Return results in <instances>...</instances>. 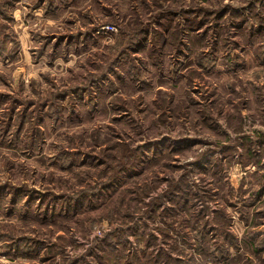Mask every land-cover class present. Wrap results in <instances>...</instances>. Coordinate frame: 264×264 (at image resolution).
Wrapping results in <instances>:
<instances>
[{
    "label": "rangeland",
    "instance_id": "1",
    "mask_svg": "<svg viewBox=\"0 0 264 264\" xmlns=\"http://www.w3.org/2000/svg\"><path fill=\"white\" fill-rule=\"evenodd\" d=\"M0 264H264V0H0Z\"/></svg>",
    "mask_w": 264,
    "mask_h": 264
}]
</instances>
